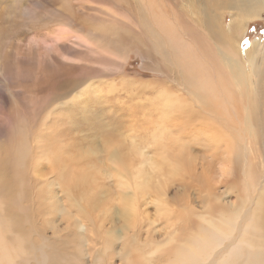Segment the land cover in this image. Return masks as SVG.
Returning <instances> with one entry per match:
<instances>
[{"label": "rangeland", "instance_id": "1", "mask_svg": "<svg viewBox=\"0 0 264 264\" xmlns=\"http://www.w3.org/2000/svg\"><path fill=\"white\" fill-rule=\"evenodd\" d=\"M154 1L167 34L149 0H0V264H264L260 98L206 113L182 64L203 59L227 101L217 80L234 78L230 65L202 37L197 0ZM253 43L264 53V16L244 23L245 63ZM163 93L184 109L167 116ZM194 111L201 123L180 122ZM149 160L163 168L126 220L120 181Z\"/></svg>", "mask_w": 264, "mask_h": 264}, {"label": "bare ground", "instance_id": "2", "mask_svg": "<svg viewBox=\"0 0 264 264\" xmlns=\"http://www.w3.org/2000/svg\"><path fill=\"white\" fill-rule=\"evenodd\" d=\"M197 1H198V7H199V14L201 15L199 24L201 25L200 27L202 28V31L204 33V36H202V37H206V38H208L209 41L212 40L213 43H215L218 50H220L222 63L224 61H226L230 65V69L233 72L234 78L231 80H230V78H226V80H224V81L217 80V82L220 84V86L222 87V89L224 90L226 95L230 98V100L227 101L224 99L225 95H221L220 93H218V91H219L218 87L219 86L217 85V83L210 80L209 74H208L207 69H206L207 64L205 63V61L203 59L199 60L196 57H194L195 56L194 53H193V57L190 56L189 54H187V62L182 64V68H183V72L185 75V81H186V84L188 86L190 93L195 96L198 103L202 107H204V108L206 107L208 109L215 110V112L218 115L223 116V117H224V114H225V116H226V114H228L227 110H228L229 105H227V103L230 102L232 107L235 106V108H239L238 106H239L241 97L245 96L244 94H246V92H248V95L254 94V96H255L254 102L251 101V95L249 96L250 105L252 106V108L254 110L257 109V107L259 106V104H258L259 98L261 101V109L262 108L264 109V93H263L264 86H261V87L259 86L256 88L257 89L256 91H253V93L252 92L249 93V91H252V88H251L252 84H250L248 81L250 75H251V83H254L256 81H262L264 79V53L260 52L262 45L259 46L258 43H253L251 45V47L246 50V56L249 59V61L247 59L246 63H245V61L242 60L241 55L239 53V50H237V47H236V44H238L239 40L242 39V37H243L244 23L247 22L249 19L264 16V0H197ZM149 8L151 10L152 16L156 19V21L158 23V24H156L158 27L157 26L156 27L161 29L163 31V33L167 34L168 29H170L171 27L169 25H165L164 23H162V21H163L162 18L164 19V17L159 15V13H157L156 4H155L154 0H149ZM191 8H192V6H190V9ZM224 10H229V12L231 11L232 16H233L231 25L228 29H226L222 23V21L224 20L222 11H224ZM170 32H172V31L170 30ZM195 45L198 48V50L200 51L201 48H200L199 44H197L195 42ZM256 56H258V57L256 58ZM248 64H249V68L247 70L250 72V75L246 72V68L248 67ZM260 67L263 69L260 70ZM253 76H255V77H253ZM229 81H230V86L228 87ZM234 88L237 91H239L240 93L237 94L236 92H234V90H235ZM158 101H159L157 103L158 105H160L161 107L162 106L165 107L164 113L167 116H169L173 112H178L179 110L184 109L181 106V104H179V97H177V96L176 97L174 96L171 98L170 96H168V94L163 93V96L159 95ZM206 108H205L206 113L210 114L213 118L218 119L217 116L215 115V113L207 110ZM205 112L202 111L201 114H204ZM259 114H257L252 120V125L253 126L256 125V128L260 127V125L264 126V119L263 118L259 119V117H258ZM184 115H183V117H180V119H181L180 122L182 124L186 122L188 125L190 123H192V126H193V124H196L198 122L201 123L203 121L202 118H204V116L202 117V115L197 114V111H194L193 116H184ZM111 160L117 164H119L123 161V153H122L121 147H119L116 151H114L112 153ZM147 166H149L148 167L149 171L145 170L144 167H141L134 172V175L131 178V180H129L128 178H126V179L120 178L121 179V181H120L121 189L131 190V196H129V198H126V197L121 198V201L123 204V207L121 209L122 215H123V218L126 220L130 219L133 215V212H134V206L133 205H134L136 197L144 196V195L148 194L149 192H151L152 190H154V189H152L154 183H153V180H151V178L153 177V174H154V178H155V174L160 175L161 169L163 168L162 164L154 163L152 160L148 161ZM3 184L6 185L5 181H3ZM1 185H0V187H1ZM2 187H1V189H3ZM4 189H5V187H4ZM157 205H158L159 211L164 209V203H162V201H159L157 203ZM262 209H263V207H262ZM262 212H264V211L262 210ZM12 213H13V211H12ZM14 214H12V215H14ZM68 214H70V213L68 212ZM249 217H250V215H249ZM32 218H33V216H32ZM81 219H83V217H81ZM261 219H262V216H261ZM78 220H79V217H78ZM21 223H22V221L19 224H21ZM42 228L39 225L35 229L37 230V232L41 233ZM44 229H46V228H44ZM114 235L118 238V236L116 234H114ZM115 236H113V237L115 238ZM119 239H120V237H119ZM48 240H50V239H48ZM55 242H57V241H53V243H55ZM59 242H57L58 246H60ZM64 243H62V244H64ZM95 243H96V241H95ZM45 244L48 245L47 242H45ZM55 245H56V243L54 244V247H55ZM69 245L66 244V246H69ZM104 245H103V247H104ZM106 245H107V243H106ZM201 245H203V243ZM58 246L56 248H58ZM66 246H65V250H67ZM96 246H98V243ZM197 246H195V247H197ZM106 247H108V246H106ZM109 247H111V246L109 245ZM192 250H193L194 254H198L200 252V248H199V250L198 249L195 250L192 248ZM65 252H69V251H65ZM48 255H51V254H48ZM65 255H66V253H65ZM69 255H71V254L69 253ZM181 255H182V253H181ZM51 258H53V257H51ZM51 258H50V262H52ZM178 259H179V257H178ZM178 259H176V261L174 260L173 264H175V263L178 264ZM180 259L184 260L185 254H184V256L183 255L180 256ZM189 259H191V258H189ZM184 261L185 262L188 261L189 264L191 262V261L186 260V259ZM180 262H182V261H180ZM129 263H131V262H129ZM182 263H180V264H182ZM188 263L186 262L184 264H188ZM52 264H54V263H52ZM247 264H251V263L247 262Z\"/></svg>", "mask_w": 264, "mask_h": 264}]
</instances>
